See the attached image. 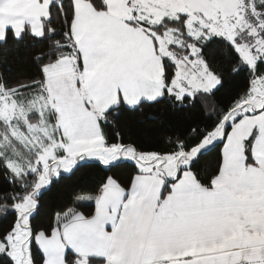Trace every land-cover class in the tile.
<instances>
[{"label":"rangeland","instance_id":"1","mask_svg":"<svg viewBox=\"0 0 264 264\" xmlns=\"http://www.w3.org/2000/svg\"><path fill=\"white\" fill-rule=\"evenodd\" d=\"M72 1L75 20L71 32L80 54L79 59L74 55L65 56L50 67L45 87L23 92V100L27 103H23L22 107L0 105V120L6 125L0 124L1 156L13 173L19 175L30 172L37 175L33 191L24 193L23 202L13 205L24 224L27 217L32 215L31 209L40 189L45 188L58 174H69L77 164L85 161L108 165L116 163L117 157L124 161L123 157L133 155L129 150L131 147L121 150L119 143L106 147L99 121L103 112L117 104L128 108L127 104H134L142 96L154 95L162 86L163 58L175 64L177 77H181V61L188 63L183 55L186 50L191 48L198 51L196 45H202L209 35H222L227 38L226 41L230 40L241 28L247 30L241 33L247 45H234L240 54L241 63L248 69L253 68L256 59L264 57L260 55L264 53V39L259 35L260 23L255 22L249 0H103L104 9L101 10L95 9L88 0ZM48 3L49 0H44L43 5L37 0H0V36H3L9 25L17 32L25 25L35 26L39 31L38 17L47 14ZM178 15H185L186 34L199 39L198 43L177 35L175 29L159 32L150 27L164 18ZM248 33H252L251 37ZM256 49L259 51L256 52ZM68 60L72 63L69 64ZM78 60H81V65ZM191 83L193 88H208L212 80L209 77L203 85L198 80H192ZM260 104V101H254L248 107ZM240 112L241 109L235 106L230 116ZM253 126L258 128L259 134L249 149L240 129H247L251 133ZM6 127L12 139L7 135ZM13 139L19 140L29 152L17 150L8 142ZM222 149V171L231 178L241 176L238 180L245 182L240 188L244 196L250 198L252 192L258 191L264 195V158L261 157L264 154V113L247 116L240 124L234 125L233 135L227 147L222 145ZM198 150L199 146L189 154L181 153L175 158L163 157L164 163L159 165L148 155L154 152L144 151L146 154L141 156L139 151L135 152L132 163L140 167L144 160H152L153 166L143 164L140 175L147 173L149 176L153 173V178L161 177L164 182L170 180L172 183V176L176 175L175 182L180 181L181 187H187L196 181L194 175L191 171L181 174L177 170L182 166V161L194 156ZM6 151L15 155H7ZM257 177V183H253ZM88 195L91 194L78 195L73 208L85 201ZM229 196L232 194L229 193ZM105 204V200L97 204L94 216L88 218L106 221L110 217L111 222H105L110 231L103 228L102 235L95 243L72 249L81 256L77 264H100L102 257L105 258V264H135L138 249L129 253L121 244L113 255L104 251L114 241V220L118 213L115 208L114 214L108 215ZM15 231L17 236L21 235L19 228ZM54 238L62 247L57 264H63V250L71 249L72 245L68 239L56 234ZM38 239L42 246L47 245V240L42 237ZM94 249L102 257L93 256L98 262L91 263L83 254H89Z\"/></svg>","mask_w":264,"mask_h":264},{"label":"snow or ice","instance_id":"2","mask_svg":"<svg viewBox=\"0 0 264 264\" xmlns=\"http://www.w3.org/2000/svg\"><path fill=\"white\" fill-rule=\"evenodd\" d=\"M40 5L44 4V0H37ZM260 5L264 6V0H259ZM69 6L74 7L69 0ZM56 8L63 16L64 29L61 32H57L55 26L52 24V9ZM47 14H42L38 17L40 22V30L37 31L35 26L25 25L19 32L15 31L11 25H9L3 36H0V45L6 44L11 37L17 43L24 40L26 36L30 35L32 40L46 41L47 46L44 51H34L31 55L32 63L38 70L37 79L33 80L30 84H17L9 85L7 78L0 72V105H13L15 107H22L23 103L27 101L23 100V92L29 87H45L48 81V70L57 64L62 59L60 53L68 48V45L63 41L57 40L56 37L62 35L65 40L71 36V18L64 12L63 0L57 3L56 0H49L47 5ZM253 9L256 13L264 11V8H257L253 5ZM246 29L241 28L239 32H235L230 40H227L231 52L236 55L237 61L240 59L239 52L234 47L235 44L243 43L247 45V40L241 36V33L246 32ZM252 33H248L251 37ZM261 38H264L262 36ZM227 39L222 35H209L202 45L198 44V51H193L191 48L186 50L183 55L188 63H183L182 71L183 76L177 77L175 71L165 72L164 83L156 91L154 95L142 96L134 104H127L130 110L136 111L140 109L142 105H154L161 102L169 103L173 109L178 111L191 112L198 106L203 107L208 101H215L217 93H220L221 89L225 87V84L229 81L221 72H217L212 68L209 63V56L205 55V48L212 42H219ZM251 50V46H250ZM259 50L256 49V52ZM226 54L227 50H226ZM255 54V53H254ZM264 56V53H260ZM264 59H256L255 67L248 69V78L246 86L243 92L235 94L231 103L227 104L223 109V116L221 119L214 121L211 127L206 129H199L195 124L191 125L185 132L180 133L175 138L174 148L171 151L148 153L156 161V164H163L164 160L161 157H173L178 154H189L194 149L199 150L195 152L194 156H190L188 160L182 161V166L178 168V173L184 171H191L199 162V159L203 156L204 152L208 148L215 147L217 145H223L224 148L228 145L229 138L233 135V126L240 124L241 121L247 116H259L264 113ZM245 67H238L236 64L232 65L230 76L234 80L245 71ZM174 77H177L174 79ZM211 78V87L205 88L203 86L193 88L191 81L198 80L201 85L207 83L208 78ZM181 80L183 82H181ZM260 101L261 104L256 107H248L250 102ZM124 103L123 100L120 101ZM234 106L239 107L241 112L237 115H231L230 113L235 110ZM116 107H119L117 104ZM111 111V108H109ZM31 115V113L29 114ZM115 116L119 115V112L114 113ZM11 122V121H10ZM105 124H109L107 120ZM0 124L3 121L0 120ZM111 128L112 125L109 124ZM188 132H200L199 139L191 145L185 144L184 136ZM245 143L248 148L251 149L252 142L256 135L259 134L258 128L253 126L251 133L247 129H240ZM172 140H170V143ZM119 143L121 150L127 148L124 142L123 136L119 132H111L110 137L106 138L105 146L109 147ZM130 151L133 152L132 156L123 157L124 162H134L136 146L133 144ZM146 153L141 150V156ZM223 156V149L221 150ZM83 156V153L80 154ZM121 161L120 157H117V163ZM112 163V162H110ZM143 164L149 166L152 165V160H144ZM136 168L137 172L141 171V167ZM83 166L77 164V167ZM112 166H115L113 164ZM135 166V165H134ZM7 171V165H5ZM75 171V168L69 171ZM194 175V173H193ZM58 174L56 178H59ZM9 184H13V181L6 177ZM19 179V178H17ZM109 179H115L114 177H105L99 185V188L103 189ZM173 181L177 179L176 175L172 176ZM53 180L49 181V184L45 188L50 187L53 184ZM16 188L23 189L25 186L21 183H17ZM45 188H41L39 196L34 202V206L31 209L32 215L27 217L26 224L21 223L22 218L16 213H10L15 217L12 224L7 229L0 230V264H57L58 257L61 256L62 247L54 238V234L62 239H68L72 245L71 249L63 250V264H77L81 260V256L76 249L78 247L87 246L97 241V238L102 235L103 225L105 222H111V218H107L106 221L98 220L95 218H88L83 213L77 212L70 205H64L58 211L52 210V219L48 225L47 230L44 228L37 229L33 223L40 215L41 203L40 196L43 195ZM0 196H5L13 201V205L23 202V196L18 191H13L11 194L4 192L0 193ZM112 200H118L119 194L112 193ZM115 227V226H114ZM16 228H19L21 235L17 236ZM38 237H42L47 240L46 246H42ZM71 257V259H69Z\"/></svg>","mask_w":264,"mask_h":264},{"label":"trees","instance_id":"3","mask_svg":"<svg viewBox=\"0 0 264 264\" xmlns=\"http://www.w3.org/2000/svg\"><path fill=\"white\" fill-rule=\"evenodd\" d=\"M249 1H251L250 4L254 12L255 22L258 21L260 23L259 35L262 37L264 36V11L256 13L253 5L257 8H264V6L260 5L259 0ZM60 2L61 0L57 3ZM88 2L95 9H104L103 0H88ZM63 4V12L71 18L72 26L74 7L69 6V0H63ZM71 4L73 5L72 0ZM52 17V24L55 26L57 32H61L64 29L63 16L55 7L52 9ZM185 20V15H178L175 18H164L160 23L150 27L159 32H164L167 29H175L177 35L184 36L190 41L198 43L199 39H193L186 34ZM56 39L68 45V48L60 53L62 57L74 55L79 59L80 54L76 49L72 32L67 40L62 35L57 36ZM46 46V41L32 40L30 35L26 36L19 43L10 37L6 44L0 45V72H3L10 86L30 84L33 80L37 79L38 70L32 63L31 55L34 51H44ZM226 50L228 54H226ZM205 55L209 56V63L212 68L217 72H221L229 79L220 93H217L215 101L210 100L205 106H198L191 112L175 110L169 103L165 102L154 105L145 104L136 111L130 110L123 104H120L119 107L111 108V111L108 109L103 112L100 118L99 122L104 142L106 138L110 137L111 132H119L123 136L126 146L131 147L133 144L136 146V152L141 150L148 152L171 151L174 148L175 138L180 133L185 132L191 125L195 124L197 128L203 130L211 127L214 121L221 119L224 107L231 103L235 94L243 92L247 83L248 68L246 67L245 71L234 80L231 78L230 73L233 64H236L238 67L245 66L241 63L240 59L237 61L236 55L231 52L226 40L212 42L205 48ZM260 59H264V57ZM78 61L81 65V60ZM261 67L264 68V65H261ZM166 71H175V64L165 57L162 59L163 83ZM37 88L39 87H29L24 92ZM116 112H119L118 116L114 115ZM105 120L112 125L111 128L109 124L104 123ZM2 126L6 125L2 124ZM5 131H8L6 133L12 139L13 137L7 127ZM200 134V132H188L184 136L186 146L195 143L199 139ZM170 140H172L171 143ZM8 142H11L17 150L21 149L22 152H29L20 144L19 140L13 139V141L8 140ZM221 148L222 145H217L206 149L196 167L191 170L200 186L205 188L211 187L213 179L219 174L222 164ZM6 153L11 156L15 155L13 152L9 154L6 151ZM1 154L0 146V193L7 192L11 194L13 191H18L23 196L24 193L33 191V185L37 180L36 173L23 172L17 175L8 166L6 171V163ZM81 164L83 166L77 167L76 165L75 171H72L70 174L61 173L59 178L51 179L54 181L53 184L45 188L43 195L39 197L43 207L41 208L40 215L33 222L37 229L44 228L47 230L52 219V210L58 211L66 204L73 207L75 198L80 194H96L101 189L99 185L105 177H114L115 179H109L108 182L113 181L124 190H128L133 178L141 174V171H136L138 166L132 162L120 161L119 163H114L115 166H112L113 164L106 165L98 161H85ZM6 177L11 179L13 184H9ZM17 183H21L25 187L23 189L16 188L15 185ZM170 183H172L170 180L164 182L161 196L167 194L170 189ZM78 208L85 214H91L93 204ZM13 212L16 213L13 209V201L5 196H0V230L7 229L13 223L15 217L10 215ZM90 258L89 261L91 263L98 262L96 261L97 258Z\"/></svg>","mask_w":264,"mask_h":264},{"label":"crops","instance_id":"4","mask_svg":"<svg viewBox=\"0 0 264 264\" xmlns=\"http://www.w3.org/2000/svg\"><path fill=\"white\" fill-rule=\"evenodd\" d=\"M222 164L209 188L196 181L181 187L175 180L161 196L164 179L138 174L128 190L109 181L74 209L83 213L78 206L93 204L91 214L83 213L92 217L103 200L108 215L117 208L114 241L104 251L113 255L122 245L129 253L138 249L135 264H264V195L244 196L241 176H226ZM112 193L119 199L112 200ZM103 228L110 231L106 223ZM97 249L83 255L101 256Z\"/></svg>","mask_w":264,"mask_h":264}]
</instances>
